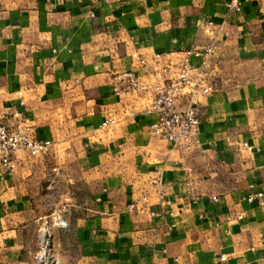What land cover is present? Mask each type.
<instances>
[{"label":"crops","instance_id":"0c3cea01","mask_svg":"<svg viewBox=\"0 0 264 264\" xmlns=\"http://www.w3.org/2000/svg\"><path fill=\"white\" fill-rule=\"evenodd\" d=\"M228 1L0 0V123L18 111L51 141L45 155L17 151L10 174L0 166V264H37L43 220L63 208L48 264H264V208L242 201L264 193V156L242 147L264 149V0H238L239 13ZM214 35L220 83L185 156L151 135L152 116L125 117L147 97L122 108L112 78L148 81L140 57Z\"/></svg>","mask_w":264,"mask_h":264},{"label":"built area","instance_id":"2783aa9c","mask_svg":"<svg viewBox=\"0 0 264 264\" xmlns=\"http://www.w3.org/2000/svg\"><path fill=\"white\" fill-rule=\"evenodd\" d=\"M225 7L229 12L241 11L238 0H229ZM259 13L264 19V7L259 8ZM90 16L93 17V14ZM215 28L217 26L213 22L203 25L205 32L211 33ZM220 45V39L214 35L209 43L201 47L155 53L149 59L140 57L138 64L148 68V81H142L129 71L115 74L111 92L122 108L129 107V101L135 103L143 96L147 97V103L142 108L131 107L126 111L125 117L132 119L137 115L152 116L153 120L147 126L152 136L165 141L172 149L185 156L194 153L200 147V103L205 97L215 93L220 83L223 63ZM12 118V124L5 119L0 123V166L5 174L14 171V154L17 151H23L30 157H38L45 155L51 146V141L36 138L33 126L22 113L15 111ZM117 123L115 117L110 116L100 126L114 128ZM242 147L248 152L264 156V149L246 142ZM186 190L189 191V188ZM198 200L197 197H192L188 205ZM212 201L216 202L217 199ZM242 201L248 204L257 202L264 208V193L251 192ZM65 212V208L54 211L43 220L38 252L35 255L37 264L49 263L51 232L67 226ZM241 218L240 215L234 217L236 220ZM231 220V217L227 218V221ZM44 234H47V238ZM224 260L221 256L220 261Z\"/></svg>","mask_w":264,"mask_h":264},{"label":"rangeland","instance_id":"374dc122","mask_svg":"<svg viewBox=\"0 0 264 264\" xmlns=\"http://www.w3.org/2000/svg\"><path fill=\"white\" fill-rule=\"evenodd\" d=\"M224 186H226L225 184L223 185L222 183H218V184H216V189L218 188V189H222V187L224 188ZM232 186H234V185H232Z\"/></svg>","mask_w":264,"mask_h":264},{"label":"water","instance_id":"95a60500","mask_svg":"<svg viewBox=\"0 0 264 264\" xmlns=\"http://www.w3.org/2000/svg\"><path fill=\"white\" fill-rule=\"evenodd\" d=\"M44 237L47 238V234H44Z\"/></svg>","mask_w":264,"mask_h":264}]
</instances>
